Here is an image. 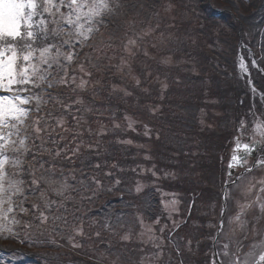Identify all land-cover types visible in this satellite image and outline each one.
Instances as JSON below:
<instances>
[{
    "label": "trees",
    "instance_id": "16d2710c",
    "mask_svg": "<svg viewBox=\"0 0 264 264\" xmlns=\"http://www.w3.org/2000/svg\"><path fill=\"white\" fill-rule=\"evenodd\" d=\"M171 1L176 0H130V16L119 30V23L113 26L115 21L105 18L99 32L77 49L78 56L68 69L69 77L76 75V84L81 79L87 81L84 88L76 84L54 87L46 95L55 96L56 101L50 100L40 113L30 114L29 122L52 112L48 133L40 134L49 151L39 150L41 140L37 139L33 165L37 178L47 170L49 183L41 182L37 188L26 177L24 197L17 203L27 211L17 208L12 215L19 219L17 231L25 234L27 242L0 240V255L11 260L6 264H136L131 255L123 258L115 250L131 246L120 238L121 226L125 234L129 228L135 229L131 219L125 218L127 214L136 210L142 216L137 209L144 208L148 218H143L148 222L161 215V208H155L161 203L158 188L169 189V180L163 181L164 186L155 184L158 180L152 171L167 167L172 169L170 179L174 178L173 174H180L185 167L181 161L193 159L189 143L191 138L197 143V132L206 131V149L210 143L225 145L241 116L249 118L245 114L252 109L249 89L245 93L234 90L235 83L242 81L234 47L243 40L264 67V0H203L198 19H186L184 9L178 20L158 18L156 8L160 11ZM208 2L223 10L222 14L215 10L216 18L211 16ZM148 29L150 34H145ZM215 46H230L231 54L218 52ZM160 52L179 60L194 54V72L187 75L166 67ZM244 54L249 53L245 50ZM124 58L130 59L131 65L119 69ZM239 87L247 85L242 82ZM149 107L160 109L153 113ZM57 119L63 121L62 127L57 126ZM168 142L178 146L171 147ZM55 151L60 156H55ZM211 153L204 156H216ZM28 162L33 163L31 155ZM52 171L55 185L51 184ZM61 177L66 178L68 188L58 196L51 187L62 183ZM50 201L55 203L46 209L45 203ZM34 204L39 207L33 208ZM41 212L48 216L43 224ZM160 231L153 249L159 245ZM164 237L166 249L172 238Z\"/></svg>",
    "mask_w": 264,
    "mask_h": 264
},
{
    "label": "snow or ice",
    "instance_id": "6c2138e0",
    "mask_svg": "<svg viewBox=\"0 0 264 264\" xmlns=\"http://www.w3.org/2000/svg\"><path fill=\"white\" fill-rule=\"evenodd\" d=\"M114 2L115 0H0V235L7 233L5 238H17L20 243L27 242L10 226L19 223L12 215L17 208L27 211L17 203L24 197L26 177L37 188L41 182L49 183L45 178L47 170L37 178V169L33 165L37 139L41 140L39 150L49 151L44 147L40 134L48 133V117L52 116V112L49 111L47 116L33 117L30 122L29 116L32 112L40 113L50 100L56 101L55 96L46 95L50 89L76 84V75L69 77L68 69L78 56L77 49L83 48L92 35L99 32L100 26L105 23L104 17L114 12ZM116 6H119L118 3ZM129 43L134 44L135 41L129 40ZM248 52L250 56L253 55L250 49ZM238 61L240 72L247 73L248 67L243 55L238 57ZM252 64H256L255 58L252 59ZM83 70L81 64L80 71ZM86 83L81 79L76 87L83 89ZM29 105L32 107H26ZM56 124L62 127L63 121L57 119ZM253 124L250 142H242L239 136L234 138L235 146L228 164L229 177L232 176V170L238 167L251 172L252 168L247 167V160L255 153L257 145H264V121L253 120ZM240 125L243 129L244 121ZM30 155L33 163L28 162ZM55 156H60V152L55 151ZM261 165H264V159H257L253 167ZM40 167L43 169V165ZM51 176V184L55 185L54 171ZM242 178L243 174L238 177ZM61 179L62 183L51 187L58 196H62L68 188L66 178ZM260 183L262 186L259 191L264 192V181ZM252 187L248 188V192L252 191ZM140 190V187L136 188L137 192ZM44 195L41 192V196ZM228 196V191H224L225 201ZM256 200L259 201L260 197L257 196ZM52 203L55 202H46L45 208L48 209ZM176 203L175 200L171 201L173 210ZM38 207L33 205V208ZM250 207L251 203L240 205V211L230 223H237L243 229L246 221L242 217ZM259 207L264 212V203H260ZM39 219L43 224L47 222L48 216L41 212ZM220 228L223 230V221ZM77 231L82 234L81 230ZM230 243L234 245L233 249L230 251L229 243H224L223 251L214 254L212 264H264V250L259 253L258 260L250 259L254 256L253 251L244 253L239 241ZM251 247L255 249L257 245L254 243ZM260 247L264 249V239L260 241ZM155 255L159 259L161 254Z\"/></svg>",
    "mask_w": 264,
    "mask_h": 264
},
{
    "label": "rangeland",
    "instance_id": "374dc122",
    "mask_svg": "<svg viewBox=\"0 0 264 264\" xmlns=\"http://www.w3.org/2000/svg\"><path fill=\"white\" fill-rule=\"evenodd\" d=\"M129 1L130 0H115L113 4L114 12L104 17V19L108 18L109 21H112V23L114 20L115 22L113 23V26L115 23H119L117 30L121 28V24L125 22L128 15L130 16L129 8H131V6L129 4ZM179 1L180 0L165 2L160 11L157 7L156 9L158 11L155 10L158 12L156 14L157 17H166L167 19L178 20V13L183 9L185 13V18L189 21L193 19L194 16L198 19L199 16L202 15L200 14V6H203L201 5V2L203 0H194L193 2L190 0H181L180 2ZM117 3L119 5L118 7L116 6ZM207 5L211 7L210 15L213 17H215L216 15L215 9H218V11H222L216 6V8H212V5L209 2ZM144 6L145 4L139 5V8L142 10L144 9ZM120 7L124 8L121 13L117 15V11L120 9ZM153 11L154 10L151 9L150 13H152ZM191 12L193 13L191 14ZM150 32L151 30L148 29L145 34H150ZM217 32L218 28H216V33ZM94 35H92V37ZM245 44L246 43L241 40L240 44L234 47L235 52L237 54L235 65L238 74L240 75V79L242 80L237 81L235 83L234 90L239 91L241 93H245L248 92L249 89V92L251 93L250 95H253L251 97L252 104L254 107H257L256 110L258 109L257 111H259L258 113L260 116L257 118V120L264 121V108L261 107V103L259 102V99L264 100V98H262L264 97V80L262 79L261 73L257 69L259 68V59H257L256 56L254 57L244 54V51L247 48ZM192 45H194V41L191 43V46ZM215 48L218 52H221L227 56L231 54L230 46H221L220 48L215 46ZM209 49L212 50L213 46H209ZM158 54L163 64L166 65V67L172 68L176 72L187 75H190V73L194 72L195 57L192 56L194 54H190L191 57L185 58L184 60L175 59V56L171 55L170 53L160 52ZM208 54H210V51H208ZM241 55H243L245 63L248 67V72L243 74L240 72L238 66V57ZM129 56L131 55H128L127 57ZM253 58L256 59L255 65L252 64ZM129 65H131L130 59L124 58L122 59L121 66H119V69H121L122 67H128ZM251 75L254 78L252 82V89L249 87L250 83L248 80V77H251ZM242 82L245 83L247 87L240 88L239 85ZM253 88L255 89V91H253ZM149 108L150 110L153 109L151 107ZM159 109L160 108L153 109L152 112L156 113L159 111ZM211 122L215 127V119L212 117ZM201 124L205 125L204 122ZM210 125L211 127L213 126L212 124ZM245 126H248L247 121L246 124H244V127ZM253 128L254 124L252 129ZM195 136L197 143L194 142V138H191V141L189 143L190 152L192 153L193 158V172L186 174L185 172L181 171V173L178 175L175 172L173 174L174 178L170 179V169H162L159 174L152 171L153 178L155 179V181L158 180V182H156L155 184L164 186L163 181L169 180L168 188L170 189L169 190L166 188H158V190L163 193V198L161 199L162 207L160 206V203H158L155 208H161L160 218L166 221V223L162 224V230H164V232L160 231L161 233H159V237L156 239L157 243L159 244V247L156 246L153 249L152 246V242L155 238V235L158 230H160L158 220L155 221L153 224H149L148 220L142 217L145 216L146 218H148V215L145 213V209H137L141 211V214H143L142 216L137 214L135 210L132 212L133 214H127V217H125H129L131 219L130 225L133 228L135 227V229L137 230V235L134 238L133 236H131V234L136 233L135 229L133 230L132 228H129V230L125 234L123 227L120 225L123 230V234H120V238L126 242L129 241V243H131V246H125V248L117 247L115 253L117 252L119 256L125 258V256L128 257L129 255H131L135 260L134 263L136 264H187L188 262L194 264L198 263L192 258V254L196 252L197 256H199L198 260L201 261V264H211L213 259V251L216 253L222 252V245L224 243H229V250L231 251L234 245L230 243V241H239L242 246V252L247 253L248 251H253L254 256L250 259L258 260L259 253L264 250L260 247V241L264 239V212H262L259 207L260 203H264V192L259 191L262 186L260 182L264 181V172H254L252 176H249L251 178L246 179L245 183L247 184L242 188L241 191L238 187L239 193L233 203L234 208H232L231 206L228 213H226L224 216V223L227 225V229L231 231L229 238L227 239V236L223 237V241L219 240L215 247L213 245H208V247H205L204 244L197 243L198 238L203 236L200 218L205 215L206 217H212L214 221L211 222L212 227L210 228L216 229V225H218L223 214L220 205H218V202L217 204L210 203V200L213 201V199L211 198H214L218 194L212 190L208 189V191L204 189V186L206 184L213 185V183L218 182L217 177L220 176L223 168L221 165L224 164V170L226 169L225 163L226 159H228L227 157L229 155L228 152L230 151V147L229 145H223L218 142L210 143L208 145L209 149H206L204 147V139L207 136V133L204 129L197 132ZM168 143L171 145V147L174 148L178 146L177 143L174 142ZM192 144H194V147H192ZM211 152H213L214 154ZM209 153L216 156L205 157ZM180 156L181 155H179L178 157ZM213 159L216 160V163L212 161ZM183 161L192 163L191 159L188 157H185ZM175 176H177L178 178H175ZM171 180L173 181L171 182ZM178 185H184L185 187H179ZM253 185L254 187H252ZM249 187H252L251 192H248ZM165 189L166 191H162ZM257 196L260 197L259 201L256 200ZM173 200L177 201L174 206L175 210H173V205L171 204V201ZM245 203H251V207L245 210V214L242 219L246 221V225L243 229H241L237 223H230V221H232L235 215L240 211V205ZM215 229L210 235L212 238L216 236ZM257 233H259L260 235H257ZM166 234H168L170 238H172L171 245L169 246L172 248L168 247L165 249V247L168 246L164 237L166 236ZM115 236L118 237L119 234L116 233ZM125 236H127L128 238L124 239ZM86 239L90 240L89 237H87ZM254 243L257 245V247L255 249H252L251 246ZM90 244L92 243L87 244L88 247H91ZM170 249H172L173 252ZM205 250H208V252H205ZM157 253L161 254L159 259L156 258L155 254ZM123 264H125L124 261Z\"/></svg>",
    "mask_w": 264,
    "mask_h": 264
}]
</instances>
